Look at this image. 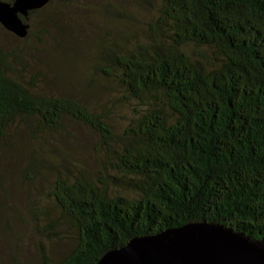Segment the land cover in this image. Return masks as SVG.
<instances>
[{
    "label": "trees",
    "instance_id": "16d2710c",
    "mask_svg": "<svg viewBox=\"0 0 264 264\" xmlns=\"http://www.w3.org/2000/svg\"><path fill=\"white\" fill-rule=\"evenodd\" d=\"M56 3L74 0L32 10L30 27ZM116 5L103 12L132 17ZM155 14L143 38L96 45L102 77L139 107L121 132L81 94L44 89L39 72L27 78L21 48L0 47V194L10 192L6 157L27 148L13 175L32 185L56 171L48 188L60 212L49 219L36 206L35 232L62 240L66 223L74 236L59 252L41 244L34 264H96L134 237L195 221L264 241V0H160ZM69 122L97 134V171L48 148Z\"/></svg>",
    "mask_w": 264,
    "mask_h": 264
},
{
    "label": "rangeland",
    "instance_id": "374dc122",
    "mask_svg": "<svg viewBox=\"0 0 264 264\" xmlns=\"http://www.w3.org/2000/svg\"><path fill=\"white\" fill-rule=\"evenodd\" d=\"M107 1L121 6L124 16L132 17L116 18L103 12ZM159 1L74 0L59 9L60 4L56 3L33 16L30 27L33 32L29 37L22 38L0 24V47L21 48L27 60L23 70L27 78L39 72L44 89L62 95L81 94L100 112H107L110 124L121 132L139 107L124 98L114 82L102 77L96 68V45L108 38L122 41L124 34H129L132 41L143 38L144 23L156 15ZM97 142L98 136L92 129L69 122L66 131L51 135L47 144L59 160L65 158L69 164L75 163V168L90 172L99 169L100 156L94 148ZM26 149L18 154L17 160L10 161L7 156L3 163L10 173L6 174L10 192L0 194V264H34L41 244L59 252L73 242V232L66 223L61 226V233L66 236L62 240L35 232L31 213L36 206H44L49 219H58L60 215L48 188L56 171L46 170L35 184L23 183L13 174L16 167L23 168L27 163Z\"/></svg>",
    "mask_w": 264,
    "mask_h": 264
},
{
    "label": "water",
    "instance_id": "95a60500",
    "mask_svg": "<svg viewBox=\"0 0 264 264\" xmlns=\"http://www.w3.org/2000/svg\"><path fill=\"white\" fill-rule=\"evenodd\" d=\"M50 0H0V23L20 37L28 34L29 15ZM96 264H264V241L222 224L189 222L107 251Z\"/></svg>",
    "mask_w": 264,
    "mask_h": 264
}]
</instances>
